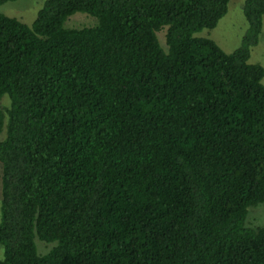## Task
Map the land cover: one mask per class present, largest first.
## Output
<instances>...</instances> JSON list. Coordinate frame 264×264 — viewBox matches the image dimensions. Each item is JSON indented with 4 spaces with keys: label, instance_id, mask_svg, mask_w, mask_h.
<instances>
[{
    "label": "trees",
    "instance_id": "obj_1",
    "mask_svg": "<svg viewBox=\"0 0 264 264\" xmlns=\"http://www.w3.org/2000/svg\"><path fill=\"white\" fill-rule=\"evenodd\" d=\"M230 1L0 14V264H264V225H247L264 203V67L248 63L264 0L243 4L235 51L196 36ZM75 13L96 24L67 27Z\"/></svg>",
    "mask_w": 264,
    "mask_h": 264
},
{
    "label": "rangeland",
    "instance_id": "obj_2",
    "mask_svg": "<svg viewBox=\"0 0 264 264\" xmlns=\"http://www.w3.org/2000/svg\"><path fill=\"white\" fill-rule=\"evenodd\" d=\"M246 0H231L227 14L218 22L214 29L203 30L197 33V37L213 39L225 52L231 53L238 49L247 32L248 24L243 14V4ZM45 0H17L7 2L0 6V14L16 17L28 25H32ZM96 24V19L85 13H75L66 23L69 28L91 27ZM160 42L165 47V30L158 33ZM249 64L264 67V18L263 29L259 43L252 48ZM264 83V79H263ZM2 205V189L0 184V218ZM247 225L258 227L264 225V203L252 207L248 215ZM37 250L40 255L46 254L56 244H46L36 238ZM4 248L0 245V259L3 258Z\"/></svg>",
    "mask_w": 264,
    "mask_h": 264
}]
</instances>
